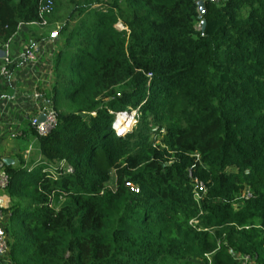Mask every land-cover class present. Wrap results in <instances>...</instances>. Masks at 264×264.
I'll return each instance as SVG.
<instances>
[{"label": "trees", "instance_id": "obj_1", "mask_svg": "<svg viewBox=\"0 0 264 264\" xmlns=\"http://www.w3.org/2000/svg\"><path fill=\"white\" fill-rule=\"evenodd\" d=\"M53 1L58 123L3 163L11 259L264 264V0ZM38 7L0 0V48Z\"/></svg>", "mask_w": 264, "mask_h": 264}, {"label": "crops", "instance_id": "obj_2", "mask_svg": "<svg viewBox=\"0 0 264 264\" xmlns=\"http://www.w3.org/2000/svg\"><path fill=\"white\" fill-rule=\"evenodd\" d=\"M15 34H18V30ZM25 39L22 40V38L17 36L11 38L9 43L13 54L14 66L11 69V75L0 82V169L4 168L3 163H5L6 159L10 160V164H17L19 154L25 158L30 156L40 158L37 138L29 130L28 124L32 116L41 114V108L46 101L41 93V99L37 100L34 98L38 90L44 87L39 85L41 84L39 78L41 73L44 72V69L41 68L44 65V61L41 62V56L43 57L44 54L40 53L41 56L40 54L38 55V64L22 60L18 47L26 43ZM43 40V38H37L36 34H33L29 41L41 44ZM54 55L55 52L53 58ZM53 58L50 59V65L54 75ZM53 84L54 82H52ZM15 129H20L21 135L19 137L21 139L16 140V142L13 140L12 145L9 142H4L6 138L8 140L11 139V131ZM5 196L0 197V203L7 207L10 199L7 194Z\"/></svg>", "mask_w": 264, "mask_h": 264}, {"label": "built area", "instance_id": "obj_3", "mask_svg": "<svg viewBox=\"0 0 264 264\" xmlns=\"http://www.w3.org/2000/svg\"><path fill=\"white\" fill-rule=\"evenodd\" d=\"M215 1V0H211ZM54 10V1L53 0H39V19L35 22L28 23L26 26H39L42 29H45L46 27H49V21H48V16L53 12ZM23 26L21 24L19 28ZM58 27V26H57ZM59 28V27H58ZM58 37V30L55 29L50 32V38L51 40H54ZM20 57L22 60H27L32 63H36L37 61V49H30L27 50L23 53L20 54ZM14 66V60H13V54L11 51L10 43H7L3 45L0 48V82L7 79L11 75V69ZM34 98L39 100L42 98L41 94L36 93L34 95ZM45 115L44 120H40V115ZM121 115H125V117H128L131 119L130 122V127L128 129H131L133 125L136 123V116H137V111H131L127 113H121L118 114L120 117ZM117 118L119 119V117ZM116 120L118 121V119ZM113 124V128L116 130L117 133H123L121 132L116 124V121ZM30 125L36 130V132L41 135L45 136L49 134L56 126L58 123V117H57V111L53 107V105L45 101L44 106L41 108V114L32 116L30 118ZM21 135L20 129H15L11 131V136L13 138H17ZM63 167L68 166L65 163H62ZM9 184V175L7 171L4 168L0 169V197L4 196L6 197V189ZM195 197L199 199L201 195L206 193L207 189L205 185L199 181L198 179L195 180ZM131 189L133 191L138 192L139 189L136 186L131 185ZM250 196V194H248ZM8 207V206H7ZM3 204L0 203V264H17L15 263L11 257H10V241H9V236L6 231V227L4 224L5 219L7 218V212L5 211V208ZM245 261H248V257H243Z\"/></svg>", "mask_w": 264, "mask_h": 264}, {"label": "rangeland", "instance_id": "obj_4", "mask_svg": "<svg viewBox=\"0 0 264 264\" xmlns=\"http://www.w3.org/2000/svg\"><path fill=\"white\" fill-rule=\"evenodd\" d=\"M75 22H76V20H74L73 22H72V24H75ZM55 25L56 26H51L50 28H49V30L48 29H42V28H37V27H30V26H26V25H24V26H21L19 29H18V34L16 35V34H14L13 36H17V37H20V38H22V40L24 39V38H26L25 39V41H26V43H23V44H21L19 47H18V51H20V53H23V52H25V51H27V50H30V49H37V61H36V63L35 64H38V62H39V58H38V55L40 54V53H42V54H44L43 55V57L41 56V54H40V56H41V62H43L44 61V65L43 66H41V68H43L44 70V72L43 73H41V76H40V83L41 84H39L40 86H44L43 87V89H40V90H38V93L40 94H43V96H44V99L46 100V99H48V98H50V95H48L47 94V92H49L51 89H52V87H53V85H52V82H54V80H55V75H53V73H52V69H51V65H50V59L51 58H53V54H54V52L57 50V42H60L61 41V39L60 38H58L57 37V39H55V40H51V41H46V40H43V41H41V44H39V43H37V42H31V41H29L31 38H32V36H33V34H36V36H37V38H39L38 37V34H41V33H46V32H51V31H53V30H55V29H57L58 30V32H59V29H58V27L57 26H60V22H57V23H55ZM118 27L119 28H122V26L121 25H118ZM46 31V32H45ZM13 36L11 37V38H13ZM11 38H9L6 42L7 43H9L10 42V40H11ZM34 41H36L35 39H33ZM6 42H4L3 43V45H5V44H7ZM75 44L76 43H74L72 46H71V48L70 49H68L69 51H70V53H74V51H75ZM41 51V52H40ZM48 95V96H47ZM119 117V116H118ZM118 119V118H117ZM117 121V120H116ZM11 139L10 140H8L7 138L4 140V142H9V144L10 145H12L13 144V140H15V142H16V140H18L19 138H13V137H10ZM18 144H19V146H20V143L18 142ZM14 148H15V146H13ZM36 158V157H35ZM37 159H39L38 157H37ZM64 170L66 171V172H69V170H71L70 169V167L69 166H66V167H64ZM110 187H112V188H114L115 187V174H114V171H112L111 172V179H110V181L107 183ZM246 193V195H248V191H245ZM4 224H5V227L7 226V224H8V219L6 218L5 219V221H4ZM233 255L236 257V259L238 260V262H239V264H248L249 263V260L248 261H245V259L243 258V256H241V255H239V254H236V253H233ZM250 262H252V261H250Z\"/></svg>", "mask_w": 264, "mask_h": 264}, {"label": "water", "instance_id": "obj_5", "mask_svg": "<svg viewBox=\"0 0 264 264\" xmlns=\"http://www.w3.org/2000/svg\"><path fill=\"white\" fill-rule=\"evenodd\" d=\"M199 8H200V10L201 11H203V9H204V3L201 1V2H199ZM202 26H203V30L205 29V26H206V21H203V23H202ZM45 119V115H40V120H44ZM5 163L6 164H10V160H8V159H6L5 160Z\"/></svg>", "mask_w": 264, "mask_h": 264}]
</instances>
